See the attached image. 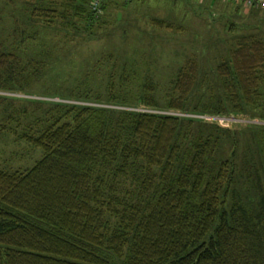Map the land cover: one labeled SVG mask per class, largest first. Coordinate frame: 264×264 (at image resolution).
Here are the masks:
<instances>
[{
	"label": "trees",
	"instance_id": "obj_1",
	"mask_svg": "<svg viewBox=\"0 0 264 264\" xmlns=\"http://www.w3.org/2000/svg\"><path fill=\"white\" fill-rule=\"evenodd\" d=\"M1 1L21 4L28 25L58 23L75 34L91 33L100 18L93 0ZM230 29L227 53L213 67L219 93L208 103L189 105L205 82L188 58L166 104L148 85L142 106L264 121V40ZM43 73L0 39V93L29 92ZM63 97L118 108L0 95V132L41 153L30 168H0V264H264V124L236 132L130 111L137 105L113 95Z\"/></svg>",
	"mask_w": 264,
	"mask_h": 264
},
{
	"label": "rangeland",
	"instance_id": "obj_2",
	"mask_svg": "<svg viewBox=\"0 0 264 264\" xmlns=\"http://www.w3.org/2000/svg\"><path fill=\"white\" fill-rule=\"evenodd\" d=\"M106 2V7L94 14L100 18L92 32L75 34L58 23L55 29L28 25L20 21L24 10L21 4L1 1L0 39L24 61L40 63L44 73L33 83L34 88L28 89L29 92L0 95L18 100L63 103V96L75 93H86L91 99L101 100L113 95L142 108L141 95L151 85L156 101L163 106L177 69L186 59L195 58L201 69L200 81L205 83L191 96L189 105L192 107L198 97L201 102L208 103L212 95L219 93L213 67L227 53L229 39H232L229 37L233 35L230 28L235 30L234 33H253L264 40V8L251 12L252 8L237 9L235 3L224 0ZM75 22L79 26L83 24L77 19ZM21 37L24 40L17 47ZM223 38L229 41L224 43ZM20 104H12V109L16 110ZM167 112L179 117L199 118ZM202 116L205 117L201 119L210 126L236 132L264 124L258 117L245 115ZM222 118L226 121L220 122ZM40 157V151L17 141L13 134L0 132V168L10 171L30 168Z\"/></svg>",
	"mask_w": 264,
	"mask_h": 264
},
{
	"label": "built area",
	"instance_id": "obj_3",
	"mask_svg": "<svg viewBox=\"0 0 264 264\" xmlns=\"http://www.w3.org/2000/svg\"><path fill=\"white\" fill-rule=\"evenodd\" d=\"M104 0H93L91 2V9L92 11L95 13V14H98L101 12V9H100V4L103 2ZM224 1H228V0H224ZM236 1V0H234ZM237 1H241V0H237ZM247 6H252V5H256V6H260L261 8L264 7V0H242ZM3 94V93H2ZM8 94V93H6ZM13 94H17V93H13ZM65 102H68V103H76V104H83V105H89V106H101V107H112V108H118V107H114V106H110V105H98V104H95V103H84V102H72V101H66ZM120 109H123V108H120ZM127 110H130V111H137V112H146V113H166V114H171V113H168V112H158V111H155V110H151V109H148L146 107H143L142 108H139V107H132V108H126ZM173 115V114H171ZM205 116H199V118H204ZM205 120V119H203ZM226 121V118H222V120H219L220 122L222 121Z\"/></svg>",
	"mask_w": 264,
	"mask_h": 264
}]
</instances>
